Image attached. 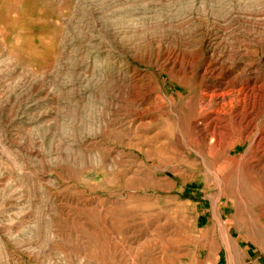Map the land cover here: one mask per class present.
Listing matches in <instances>:
<instances>
[{
	"label": "rangeland",
	"instance_id": "374dc122",
	"mask_svg": "<svg viewBox=\"0 0 264 264\" xmlns=\"http://www.w3.org/2000/svg\"><path fill=\"white\" fill-rule=\"evenodd\" d=\"M177 55L264 73V0H0V264L264 258L261 179L176 144Z\"/></svg>",
	"mask_w": 264,
	"mask_h": 264
},
{
	"label": "bare ground",
	"instance_id": "6f19581e",
	"mask_svg": "<svg viewBox=\"0 0 264 264\" xmlns=\"http://www.w3.org/2000/svg\"><path fill=\"white\" fill-rule=\"evenodd\" d=\"M182 63L190 73L195 65L200 66L195 79L200 90L194 98L188 125L184 131L179 129L177 146L183 149L185 145L197 155L206 152L219 170L227 169L230 175L243 171L260 178L264 184V73L256 68L249 72L252 64L246 62L237 63L233 69L210 58L199 64L197 55L183 62L177 55L174 65ZM190 79L186 78L179 86L188 88ZM242 146V152L232 154ZM226 198L233 203L234 216L239 215L242 208L236 199ZM262 198L264 201V194ZM164 260V257H143L138 264H167Z\"/></svg>",
	"mask_w": 264,
	"mask_h": 264
},
{
	"label": "crops",
	"instance_id": "0c3cea01",
	"mask_svg": "<svg viewBox=\"0 0 264 264\" xmlns=\"http://www.w3.org/2000/svg\"><path fill=\"white\" fill-rule=\"evenodd\" d=\"M248 264H264V258L262 257H255L253 256V258L251 259L250 262H248Z\"/></svg>",
	"mask_w": 264,
	"mask_h": 264
}]
</instances>
